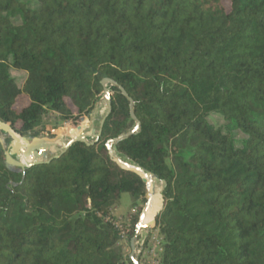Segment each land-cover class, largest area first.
Listing matches in <instances>:
<instances>
[{"label": "trees", "instance_id": "trees-1", "mask_svg": "<svg viewBox=\"0 0 264 264\" xmlns=\"http://www.w3.org/2000/svg\"><path fill=\"white\" fill-rule=\"evenodd\" d=\"M103 78L141 125L116 152L163 183L156 264H264V0H0V120L15 132L49 112L72 122L54 136L78 132ZM110 97L98 140L47 163L13 170L0 143V264H133L111 208L145 187L105 148L133 125Z\"/></svg>", "mask_w": 264, "mask_h": 264}, {"label": "rangeland", "instance_id": "rangeland-1", "mask_svg": "<svg viewBox=\"0 0 264 264\" xmlns=\"http://www.w3.org/2000/svg\"><path fill=\"white\" fill-rule=\"evenodd\" d=\"M22 1L26 2L31 7H33L36 4V0H22ZM11 74H12V76H14L18 86H21L24 79H25V74L23 72H18V71H12ZM24 103H25V99L20 98L18 104L23 105ZM98 104H102L105 108V111H106V106H105L104 101H100ZM98 104H97V106H94L93 110L87 116H82L80 118L79 125H81V128L78 130L77 133L86 132L89 140L93 139L92 129H94V130L98 129L99 121H100V118L102 116V115L98 114V109H97ZM208 120L210 123H212L216 126L222 125L224 123L222 118L217 116V115L209 116ZM71 124H72V122L64 123L61 120L59 113L49 112V113L44 115L43 122L38 127H36L34 130H30V131H27L25 133L24 132H16V133L18 134L20 142L22 143L23 146H26L29 143H33L34 145H36L38 147L39 143L38 142L36 143V141H32V139L38 140L40 138L44 139L46 137L54 136V134L56 133V130L67 129ZM131 126H132V124L130 123L129 128ZM36 130L39 132L38 136L33 137V138L28 137L31 133L35 132ZM62 132L63 131L59 132L60 134H59V136H58L59 138L57 140L51 139L50 141L46 142L47 146L50 147V148H46V150L50 151V153H48V156H51L52 154H56L57 152L56 153H52V152L59 150L63 146L64 139L66 137H64V138L62 137ZM7 137L9 139L8 140V143H9L11 138L8 135H7ZM23 137H25V138H23ZM239 137H241V134L237 135V138H239ZM60 138H62L61 139L62 141L59 140ZM5 146H7V145H5ZM14 155H15V153H14ZM117 155L120 156V158H125L124 156H122L118 153H117ZM125 159H127V158H125ZM20 160L25 162V161L33 160V158L30 156V154H26L24 156L21 155ZM162 186H163V183L161 181H159L158 179H155L154 191L158 192L159 194H158V196H156L154 198V200L152 202L153 211L148 216V219L146 220V222H148V220H150L153 217V215L161 209V206H162V202H161L162 201V196H161ZM151 188H152L151 185L147 183V190L145 188V201L144 202L141 201L140 199H136V198L132 197L129 193L124 192V193H121L119 199L111 208V214L113 216V220L116 224H118L117 226H118V229L120 230V232H122L124 234V236L120 240V245L123 249L124 254L127 257L129 256V253H130V243H129V245H127L126 236H127V233L129 231V228L131 225L132 216L137 213L138 208L142 209V207L144 206V204L146 202L147 192H148V196H150ZM145 225L142 228H140V233L137 237L138 243H136L135 256L137 257V259H139L138 257H141L143 264H156V258L158 257V250H159V246H160V237H159L157 231H151V227L147 228V227H145ZM144 241H147V246L145 248L142 247ZM129 242H130V240H129Z\"/></svg>", "mask_w": 264, "mask_h": 264}, {"label": "water", "instance_id": "water-1", "mask_svg": "<svg viewBox=\"0 0 264 264\" xmlns=\"http://www.w3.org/2000/svg\"><path fill=\"white\" fill-rule=\"evenodd\" d=\"M100 83L103 87V91H102L100 98L95 103V106H97V104L100 101H104L105 106H106V111L100 118L98 129L97 130L92 129L93 139L89 140L86 132L77 133L73 136H70L69 140L65 142L63 147L56 154H52L51 156H48V153H50V151L46 150V148H50V147L47 146L46 142L50 141L51 139L57 140L59 138L58 136L46 137L44 139L40 138L38 140L32 139V141H36V143L37 142L39 143L38 147L34 145L33 143H29L26 146H23L22 143L20 142L18 134L10 127L9 124L0 120V131L4 132L11 138L7 146H5L4 139L0 136V143L3 145V148H4L6 166L16 171H24L26 168H29L33 165L49 162L51 159L56 158L57 156H59L64 151H66L68 148H70L75 143H84L86 145H90L94 141H97L101 134L102 125L104 123V120L111 111V97H110L111 88L116 87L119 93H121L128 101L129 116L133 122V125L129 130L118 134L115 138L109 139L105 143V148L112 160H114L121 167L132 170L133 172L137 173L140 176L138 171L140 170L144 171V169H142L139 165L133 162L132 163L134 165L124 163L122 159L120 158V156H118L113 150V145L115 142H117L118 140L122 138H128L132 135H135L140 131V128H141L140 122L134 114V101L132 100L131 97L128 96L125 89L122 86L118 85L114 80L110 78H103L100 81ZM67 136H69V132L67 130H64L62 133V137L64 138ZM61 139L62 138H60L59 140L62 141ZM26 154H30L33 160L25 161V162L21 161L20 156L21 155L24 156ZM146 173H149V172H146ZM149 174L152 177L157 179V177L154 174H151V173ZM140 177L144 183V187L147 190V183L145 179L142 176ZM150 206H151V198L148 196V192H147L146 202L141 209V212L138 217V221L135 225L133 236L130 238V242H129L130 243V253H129L128 258L131 260L133 264H139V261L137 257L135 256L136 243H138L137 237L140 233V228L143 226L147 211L150 208Z\"/></svg>", "mask_w": 264, "mask_h": 264}, {"label": "bare ground", "instance_id": "bare-ground-1", "mask_svg": "<svg viewBox=\"0 0 264 264\" xmlns=\"http://www.w3.org/2000/svg\"><path fill=\"white\" fill-rule=\"evenodd\" d=\"M97 109H98V114H100V115H103L104 114V111H105V108H104V106L102 105V104H98V107H97ZM89 131V130H88ZM63 133V132H62ZM77 132H69V136H67L65 139H64V143H63V145L65 144V142L67 141V140H69V138H70V136H73V135H75ZM124 139H126V138H122V139H120V140H118L117 142H115L114 143V145H113V150H114V152L117 154V152H116V149H115V145L119 142V141H121V140H124ZM63 147V146H62ZM61 147V148H62ZM60 148V149H61ZM59 149V150H60ZM59 150H57V151H54V152H52V153H56V152H58ZM122 159V161L124 162V163H127V164H131V165H134L132 162H130V161H128L127 159H125V158H121ZM138 173L140 174V176H142L144 179H145V181H146V183H148V184H150L151 185V190H150V198H151V206H150V208L148 209V211H147V214H146V218H145V220H144V223H143V226L145 225V227H147L148 228V223H149V221L150 220H148V222H146V220L148 219V216L152 213V211H153V205H152V202H153V200H154V198L156 197V196H158V192H155L154 191V188H155V179H154V177H152L149 173H146V172H144V171H142V170H140V171H138ZM162 202V201H161ZM142 226V227H143ZM141 227V228H142Z\"/></svg>", "mask_w": 264, "mask_h": 264}, {"label": "built area", "instance_id": "built-area-1", "mask_svg": "<svg viewBox=\"0 0 264 264\" xmlns=\"http://www.w3.org/2000/svg\"><path fill=\"white\" fill-rule=\"evenodd\" d=\"M117 225H118V224H116V223H115V226L118 228V226H117ZM121 234H123V233L121 232ZM122 236H124V234H123Z\"/></svg>", "mask_w": 264, "mask_h": 264}]
</instances>
